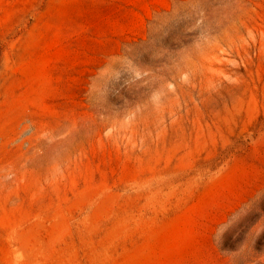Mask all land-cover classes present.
<instances>
[{
	"label": "rangeland",
	"instance_id": "obj_1",
	"mask_svg": "<svg viewBox=\"0 0 264 264\" xmlns=\"http://www.w3.org/2000/svg\"><path fill=\"white\" fill-rule=\"evenodd\" d=\"M0 264H264V0H0Z\"/></svg>",
	"mask_w": 264,
	"mask_h": 264
}]
</instances>
